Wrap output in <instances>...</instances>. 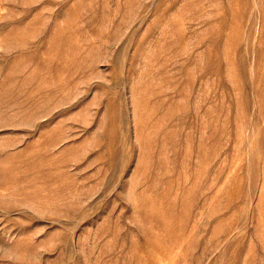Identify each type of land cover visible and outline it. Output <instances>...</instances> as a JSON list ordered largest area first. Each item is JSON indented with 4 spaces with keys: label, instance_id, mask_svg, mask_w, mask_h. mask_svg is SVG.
Returning a JSON list of instances; mask_svg holds the SVG:
<instances>
[{
    "label": "rangeland",
    "instance_id": "obj_1",
    "mask_svg": "<svg viewBox=\"0 0 264 264\" xmlns=\"http://www.w3.org/2000/svg\"><path fill=\"white\" fill-rule=\"evenodd\" d=\"M0 264H264V0H0Z\"/></svg>",
    "mask_w": 264,
    "mask_h": 264
}]
</instances>
